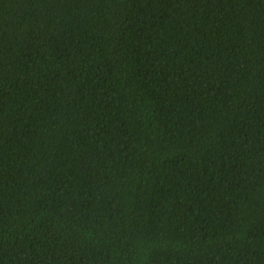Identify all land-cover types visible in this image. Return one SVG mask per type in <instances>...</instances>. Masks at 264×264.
I'll return each mask as SVG.
<instances>
[{
  "label": "trees",
  "instance_id": "1",
  "mask_svg": "<svg viewBox=\"0 0 264 264\" xmlns=\"http://www.w3.org/2000/svg\"><path fill=\"white\" fill-rule=\"evenodd\" d=\"M0 264H264V0H0Z\"/></svg>",
  "mask_w": 264,
  "mask_h": 264
}]
</instances>
